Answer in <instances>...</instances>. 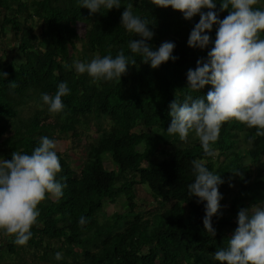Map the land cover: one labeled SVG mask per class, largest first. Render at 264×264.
<instances>
[{"label": "trees", "instance_id": "obj_1", "mask_svg": "<svg viewBox=\"0 0 264 264\" xmlns=\"http://www.w3.org/2000/svg\"><path fill=\"white\" fill-rule=\"evenodd\" d=\"M214 2L222 20L228 13L220 11V0ZM81 4L82 0H0V36L8 28L17 53V59L6 60L0 48V73L6 74H0V155L10 160L12 152L31 154L43 136L55 141L69 136L78 147L83 136H90V127L95 126L98 134L85 142V161L78 168L64 152L55 150L62 167L57 179L65 185L63 195L51 198L46 193L26 245H16L9 240L12 237L0 234V258L15 255L14 264H41L39 259L47 261L50 253L59 252L57 264H217L212 254L227 245L230 232L238 226V211L254 205L248 197L238 202L239 196L249 194L256 181L262 180L264 187L260 172L264 136H256L257 129L238 121H227L211 145L215 157H208L196 136V141L189 139L193 132L186 141L167 134L170 103L175 99L182 103L186 95L206 97L211 90V85L198 93L185 89L188 70L195 69L198 60L206 61L213 46L201 50L187 45L199 15L185 20L180 12L147 0L143 4L120 0L121 8H102L95 15ZM128 5L150 23L154 36L147 43L152 49L172 42L175 60L153 70L131 52L129 42L140 37L120 27ZM255 7L262 10L259 3ZM79 24L85 25L82 31ZM208 34L214 42L216 26ZM121 50L136 59L121 80L93 83L74 67L76 62L89 63L109 54L114 58ZM61 82L67 83L70 94L62 97L63 111L50 114L41 95H54ZM49 119L53 122L44 126ZM105 153L115 168L105 167ZM194 160L204 161L224 181L219 186L220 214L212 218L215 236L203 226L205 204L188 195V185L195 179ZM224 164L225 173L220 171ZM253 167H258L255 175ZM136 183L146 184L157 203L148 211L149 229L128 217L138 208ZM235 186L237 196L225 205V191ZM122 196L125 211L102 223L104 199ZM81 217L86 220L83 225ZM221 225L229 227L227 232L220 231Z\"/></svg>", "mask_w": 264, "mask_h": 264}, {"label": "clouds", "instance_id": "obj_2", "mask_svg": "<svg viewBox=\"0 0 264 264\" xmlns=\"http://www.w3.org/2000/svg\"><path fill=\"white\" fill-rule=\"evenodd\" d=\"M145 0H141L143 4ZM159 8H172L180 12L185 20L199 15V22L190 32L189 48H208L207 60H198L195 69L187 72V86L198 93L211 85L206 97L186 95L183 102L175 99L169 105L171 123L166 132L186 141L190 132L199 139L203 152L215 157L211 147L219 137L222 124L235 120L248 128H255L256 136H264V10L255 7L258 0H220V11L228 14L222 20L216 11L214 0H147ZM82 8L90 14L121 8L120 0H82ZM133 6L124 7L120 27L133 36L128 47L141 62L158 69L170 59L174 43L164 42L153 50L147 43L154 32L150 23L135 15ZM207 9L208 11H202ZM216 26L214 42L208 33ZM136 59L126 56L121 50L114 58L111 54L96 57L89 63L76 62L74 67L80 74L98 81L121 80ZM6 77V74L0 73ZM15 87V82L10 83ZM70 94L66 82H61L54 95L44 93L41 99L48 105L50 114L63 111L62 97ZM57 141L43 136L31 154L12 152L11 159L0 158V234L14 238L16 245H26L32 237L39 216L38 205L45 200L46 193L59 198L64 184L57 179L62 171L57 152ZM194 182L188 185L190 198L205 204L203 226L206 232L216 235L212 218L220 214L223 199L219 186L224 183L221 175L209 171L202 160L192 161ZM238 175V174H237ZM79 223H86L81 217ZM238 226L227 245L212 254L217 264H264V203H258L238 211ZM55 258L59 260L61 253Z\"/></svg>", "mask_w": 264, "mask_h": 264}, {"label": "rangeland", "instance_id": "obj_3", "mask_svg": "<svg viewBox=\"0 0 264 264\" xmlns=\"http://www.w3.org/2000/svg\"><path fill=\"white\" fill-rule=\"evenodd\" d=\"M258 3L262 6V10H264V0H258ZM77 28L79 31H82L85 28V25L79 24L77 25ZM0 48L4 52L3 55H6V60L10 59H17V53L15 51V44H14V39L12 37L11 31L7 28L6 33L4 36H0ZM53 121L52 120H46L43 125L48 126L51 124ZM88 134L90 135L88 138L83 136L81 139L82 145L75 147L72 145V140L69 136H65L61 139L57 140V147L56 151L64 152L65 155L69 158L71 164L75 167L78 168L82 163L85 161L86 157V148L87 146L85 145L86 141H94L96 136L98 135L96 132L95 126L90 127V129L87 131ZM6 136V134L3 135V138ZM87 139V140H86ZM190 140H195V133L193 132L189 136ZM0 146H2L0 144ZM135 147H132L131 150H135ZM137 150H141V145L137 147ZM110 155L109 153L103 154L102 158L105 163V167L107 169H112L115 168L114 162L109 159ZM0 158H3L0 155ZM222 157H219V160H222ZM228 162V161H227ZM226 162V163H227ZM261 166V164H260ZM258 167H253L252 168V174L255 175L258 170ZM225 164L221 167L220 171L225 173L226 172ZM262 178H264V166H261L260 172ZM225 180H229V178H225ZM256 183L253 185L252 189L250 190V193L247 194L246 196H239V201L243 197H248L247 201L253 203V204H258V203H264V187H263V181L261 180L260 183L258 181L254 182ZM121 183L117 182V186H119ZM236 186L232 187L228 190L225 191V205H229V202H232L234 198L237 196V190ZM134 190L136 193L134 201L137 203L138 208L134 210L135 212H129L128 217H131L133 219H139L140 225L142 229H149L151 225V217L148 211H151L153 208L157 206V203L152 199L150 191L148 189V186L146 184H141V183H136L134 185ZM51 198L53 197L51 194H49ZM123 198L118 197L115 201H111L108 199H104L103 201V212L100 216V221L103 223H106L108 221H112L113 213L119 212L123 213L125 211V208L123 206ZM251 198V199H250ZM223 205V204H222ZM140 208V209H139ZM249 208V207H248ZM228 226H220V231L227 232ZM235 230L231 231L230 233L233 234ZM14 238H10L9 240H13ZM15 255H12L11 257L4 256V258H0V264H14L15 262ZM41 264H57L56 263V258L54 253H50L49 259L46 260H38Z\"/></svg>", "mask_w": 264, "mask_h": 264}]
</instances>
